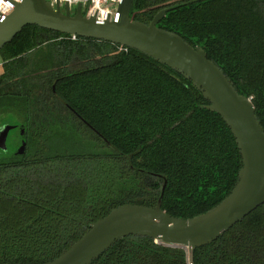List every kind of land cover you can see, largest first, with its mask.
Here are the masks:
<instances>
[{
  "label": "trees",
  "instance_id": "1",
  "mask_svg": "<svg viewBox=\"0 0 264 264\" xmlns=\"http://www.w3.org/2000/svg\"><path fill=\"white\" fill-rule=\"evenodd\" d=\"M164 9L157 27L201 47L264 128V0H133L129 16L149 24ZM0 58V116H21L10 139L25 143L14 154L10 131L0 152V264L50 262L125 204L161 199L188 219L235 187L242 158L230 129L151 57L27 25ZM91 264L189 262L186 249L129 235ZM194 264H264V204L195 249Z\"/></svg>",
  "mask_w": 264,
  "mask_h": 264
},
{
  "label": "water",
  "instance_id": "2",
  "mask_svg": "<svg viewBox=\"0 0 264 264\" xmlns=\"http://www.w3.org/2000/svg\"><path fill=\"white\" fill-rule=\"evenodd\" d=\"M132 2L123 0L119 4L116 20L107 17L98 21L94 16H84L80 4L72 15L67 4L62 11L58 4L54 9L46 0H20L13 3L8 16L0 18V49L25 26L37 25L70 36L135 49L151 57L191 81L209 102L206 108L217 113L230 129L242 158L238 181L217 206L188 219L166 214L161 208V199L154 207L125 204L114 208L91 223L83 236L57 258L43 264H91L115 242L129 235L186 249L189 264H194L195 249L212 243L264 204V128L255 115L251 99L238 94L201 47H192L178 35L157 27L167 9L144 24L131 21ZM11 129L6 126L0 131V152H5ZM24 149L25 143L20 142L12 152L23 154ZM164 188L165 185L162 195Z\"/></svg>",
  "mask_w": 264,
  "mask_h": 264
},
{
  "label": "built area",
  "instance_id": "3",
  "mask_svg": "<svg viewBox=\"0 0 264 264\" xmlns=\"http://www.w3.org/2000/svg\"><path fill=\"white\" fill-rule=\"evenodd\" d=\"M55 9L58 4L62 10L67 4L70 9H76L78 4L82 7V12L86 16H94L98 21H104L107 17L110 20H116L118 17V6L123 0H46ZM20 0H0V18H5L12 12L13 3H19ZM72 11V10H71ZM75 12V11H74ZM72 40L76 36H71Z\"/></svg>",
  "mask_w": 264,
  "mask_h": 264
},
{
  "label": "rangeland",
  "instance_id": "4",
  "mask_svg": "<svg viewBox=\"0 0 264 264\" xmlns=\"http://www.w3.org/2000/svg\"><path fill=\"white\" fill-rule=\"evenodd\" d=\"M63 10L64 9L62 7V11ZM71 10H72L71 14L73 15L75 10H74V8H72ZM1 63H2V60L0 58V64ZM21 121H22V118L20 115L19 116H13V115L9 116L7 114H2V116H0V127L4 126V125L5 126H20ZM17 132H19L17 129H13L11 131V134L9 135V139H10V136H11V138L13 136L15 137L17 135ZM8 141H9L8 148L12 149L13 151H15L17 149V147H19V145H20V143H18L19 142L18 138H16L15 141L12 139H10ZM10 141H14V142H10Z\"/></svg>",
  "mask_w": 264,
  "mask_h": 264
}]
</instances>
